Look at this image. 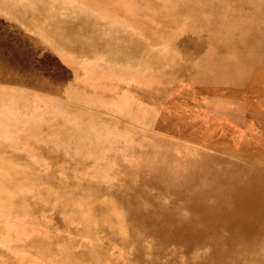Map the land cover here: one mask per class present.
<instances>
[{
	"label": "rangeland",
	"instance_id": "obj_1",
	"mask_svg": "<svg viewBox=\"0 0 264 264\" xmlns=\"http://www.w3.org/2000/svg\"><path fill=\"white\" fill-rule=\"evenodd\" d=\"M127 1L44 0L42 3V0H2L4 5L0 10V145L10 148L11 155L16 157L15 167L26 171L25 174L36 171L38 175H41L42 171L46 173L49 171L47 176L44 175L52 183H62L70 188H76L83 183L86 185L97 183L109 187L118 182L119 177L115 176L116 172L120 169L119 167L127 165L126 161L134 162V164L138 162L133 170H139V173L141 170L151 171L162 163L157 161L161 151L183 155L191 160L192 163L185 165L174 161L176 159L174 156L167 157L171 161L163 169V174L166 175L178 168H183L184 165L187 167V165L200 162L205 154L221 153L206 148L205 140H188L169 132L155 131L154 128L160 118L169 117L172 113L167 110H170L175 99L186 97V93L173 91L176 84H181V80L185 78L194 84H199L202 81L201 78L205 76V65L211 66L214 69L211 71L216 73L217 67L213 60L233 59L232 55H222L216 52L217 47L209 32L211 25L207 20L208 18L218 20L219 16L205 12V6L213 5L214 12H216V6L219 3L229 4L225 8L228 7L231 13H235L236 9L238 13H243L242 15H247L251 19L250 17L254 14V11H251L254 4L250 1L236 2L241 5L247 3L248 9L241 5L235 6L236 3L220 0H212L213 2L208 0H202L203 2L201 0ZM9 3L14 6L10 7ZM261 7V4L257 3L253 10H259ZM57 8L62 9L61 12L64 15L67 12V15H70L81 10L80 14L87 20L95 21L98 25L106 23L109 32L113 29L116 37L124 40L123 44L128 42L131 46H135L134 51L137 54L129 55L126 63L124 61L113 63L106 59L108 56L106 54L111 53L110 50L103 51L105 53L102 56L98 55L100 53L90 54V56L82 55L66 46L57 45L53 42V35H57L54 31L59 28H55L54 31L52 29L49 34H46L42 31L43 29L33 24L37 16L42 23L54 19L52 16ZM61 12L58 13L61 16L58 15L55 19L63 16ZM199 14H205V16ZM156 18L160 21L158 22ZM214 24L219 26L218 22ZM109 32H102V34L107 36ZM84 36L90 38L88 33L84 34L83 38ZM10 46H15V52L23 55L21 64L15 63L9 56L10 53L7 55L6 49ZM152 51L156 53H151ZM186 51L190 53L188 57L183 55ZM158 54L162 55L159 59L162 61L160 66L150 65L152 59H158ZM129 63L132 64L131 67L127 66ZM51 64L55 67L56 64L61 67L63 65V69L68 72V77L65 75L60 80L66 84L76 85L80 89L78 95L69 97L60 91L59 82L46 81L42 77L43 71L50 68ZM113 65L119 71L124 66L129 68L113 77L112 73L115 71L114 67L112 68ZM180 65L186 67L185 73H179L182 77L179 74V76H171V74L162 72L163 67L177 71ZM179 77H181L180 80ZM156 90L157 92H154ZM189 94V106L195 110L190 115L202 123L199 128V133L202 135L197 134L196 136L205 138L210 135L213 133L210 128L213 127L214 122L222 121L229 112L235 111L232 108L237 99L228 95L219 94L212 99L209 98L207 102L203 93H195L191 90ZM118 99L125 101L119 107L117 106ZM126 103L129 112L124 115L125 111L123 109L122 111L120 107ZM184 108L185 111L190 112L188 107ZM138 113L140 114L139 120L134 116ZM167 123L170 124V121ZM205 125H208L209 129L205 130ZM121 141H132V144L140 148L142 150L140 158L132 157L127 153L129 151L124 153L119 148L115 149L116 144L113 143ZM256 141L261 140L258 138ZM149 152L150 154L147 155ZM57 155H62L63 158ZM70 162H73L75 167L66 166ZM185 166L184 169H186ZM120 183L124 185L122 181ZM37 184L39 191H53L39 181ZM21 190L24 194L32 192L30 189ZM147 190L151 189L147 187ZM104 198L112 197L104 196ZM38 202H41L44 208L37 211L30 207L27 208L28 210L7 211L8 207L0 206V264H77L75 260L87 255L90 256L86 257V261L79 260L78 263L147 264L137 263L134 260L133 251L128 247L111 242L101 231L98 223L92 222L91 228L83 231L78 228L72 229V227H81L85 222L80 218H73L67 212H61L62 206L60 205L51 207L53 203L45 199ZM147 202L150 200L147 199ZM117 212L119 210L116 206L113 208V213ZM118 232L120 236L127 235L121 228ZM38 238L43 239L54 251L48 250L47 246H45L46 250L40 251L34 242ZM96 245H101L102 250L93 251L92 248Z\"/></svg>",
	"mask_w": 264,
	"mask_h": 264
},
{
	"label": "bare ground",
	"instance_id": "obj_2",
	"mask_svg": "<svg viewBox=\"0 0 264 264\" xmlns=\"http://www.w3.org/2000/svg\"><path fill=\"white\" fill-rule=\"evenodd\" d=\"M208 1L213 2L212 0ZM220 1L228 3L250 1L254 4L251 9V11H254L253 17H250L251 19L247 15H242L243 13H238L236 9L235 13H231L228 7L225 8L229 4L218 2L216 12H214L213 5L204 8L205 12L208 11L219 16L218 20H209V18L207 20L208 24L211 25L209 32L217 47L216 52L222 55H232L233 59L213 60L217 67L216 73L211 71L214 70L211 66L207 67L205 65V76L201 78L202 81L199 84H194L187 78L182 79L181 84H176L173 91L186 93V97L175 99L170 110H167V112L172 113L169 117L162 115L163 117L160 118L154 129L155 131L169 132L188 140H205L206 148L221 153L211 152L205 154L200 162L186 167V164L192 163L188 157L161 151L157 161L162 163L151 171L141 170L138 173L139 170H133L138 162L134 164V162L129 163V161H126L128 162L127 165L123 163L124 166L119 167L120 169L116 172L115 176L119 178H117L118 182L113 184L114 186L110 185L108 187L107 185L92 184L90 182L91 184L88 185L83 183L76 188H70L62 183H52L46 177L49 171L47 173L42 171L41 175H38L36 171H32V173L27 172L29 174L26 173V175V171L15 167L16 157L11 155L10 148L6 145H0V206L8 207L7 211L28 210V207L37 211L44 208L40 204L41 202L38 201L48 200L53 203L51 207L60 205L62 206L61 212H67L73 218H80L85 222L81 227H72V229L78 228L83 231L91 228L92 222L98 223L101 231L105 233V236L111 242L120 243L133 251V257L137 263L264 264V0ZM257 3H260L262 7L255 11L253 9L255 5L257 6ZM3 5L4 3L0 0V10H2ZM9 5L10 7L14 6L11 3ZM236 5L241 4L236 3ZM241 6L248 8L247 3H242ZM61 10L57 8L54 16H52L54 19L44 23L37 19L38 16L33 21V24L41 30L43 29L42 31L46 34H49L52 29L54 31L55 28H59L54 31L57 35H53V42L57 45L66 46L82 55L100 53L98 55L102 56L105 53L103 51L110 50L111 53L106 54L108 55L106 59L113 61V63L121 61L126 63L128 62L127 58L130 57L129 55L137 54L134 51L135 46H131L128 42L123 44L122 41L124 40L117 38L113 29L109 32L106 23L98 25L95 24V21L87 20L85 16L80 14L81 10L70 15H67L68 12L64 15ZM60 12L63 16L60 19H55L58 18ZM199 15L205 16V14ZM214 22H218L219 26H216ZM102 32H109V35L106 36ZM86 33L90 35V38L86 36L83 38ZM170 35L172 34L170 33ZM6 52H8L7 55L11 54L9 56L13 58L15 63L21 64V61H23V55L15 52V46H10L6 49ZM189 54L186 51L183 55L187 56ZM180 56L182 55L180 54ZM200 56L202 55L200 54ZM161 57L160 54H158V59H152L151 57L152 62L149 64L160 66L162 61L159 59ZM127 66L131 67L132 64L129 63ZM127 66L122 67L120 71L128 69ZM113 67L115 70L112 73L113 77L121 74L119 70H116L117 68L115 69V65ZM63 68V65L62 67L58 64H56V67L52 65L43 71L42 77L46 81L59 82L60 91L66 93L69 97L76 96L80 89L76 85L66 84V82L60 80L65 75L68 77V72ZM185 71V65H180V69L177 71L162 68V72L171 74V76L185 73ZM173 72L174 74H172ZM179 75L181 76V74ZM181 77H179V80ZM191 90L195 93L205 94L207 102L209 98L212 99L219 94L237 99L232 108L235 111L229 112L228 116L224 117L222 121L214 122L213 127L210 128L213 133L205 136V138L199 136L202 135L199 133L202 123L196 118L193 119L194 117L190 115L195 111L189 106L188 95L190 96L189 92ZM154 92H157V90ZM100 101L104 102L103 100ZM123 102H125L124 99H118L117 106L119 107ZM126 105L127 103L120 107L121 110L125 111L124 115L129 112L127 110L128 105ZM185 106L189 108L190 112L184 110ZM223 106L225 105L223 104ZM134 116L135 119H140L139 113ZM167 121H170V124ZM195 128L197 129L196 132ZM206 129H209L208 125H205ZM197 134L199 135L196 136ZM231 136L233 140L230 139ZM258 138L261 141H256ZM120 143H113L116 144L115 149L119 148L124 153L129 151L127 153L132 157L137 156L140 158L139 155H142V150L132 144V141H121ZM90 145L92 146V143ZM143 152L145 153V150ZM149 154L150 152L147 155ZM85 155L87 156V154ZM57 156L62 157V155ZM169 156H174L176 158L174 161L178 164H185L186 169L183 166V168H178L174 172L164 175L163 169L171 161L167 159ZM72 161L74 160L72 159ZM66 166L75 167V164L70 162ZM37 181L48 186L50 190L53 189V191H39L36 187L38 185ZM121 181L124 185L120 183ZM147 187L151 190H147ZM21 189H30L32 192L24 194ZM104 196H111L112 198L105 199ZM147 199L150 202H147ZM116 206L119 212L114 214L113 208ZM119 228L127 235L120 236ZM34 242L40 251L46 250L45 246L51 252L54 251L43 239L38 238ZM100 246L96 245L92 248L93 251H99ZM86 257H79L75 261L79 264L78 261H86Z\"/></svg>",
	"mask_w": 264,
	"mask_h": 264
}]
</instances>
